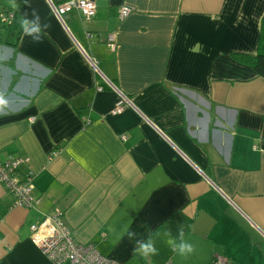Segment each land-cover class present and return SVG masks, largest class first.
<instances>
[{
  "label": "crops",
  "instance_id": "0c3cea01",
  "mask_svg": "<svg viewBox=\"0 0 264 264\" xmlns=\"http://www.w3.org/2000/svg\"><path fill=\"white\" fill-rule=\"evenodd\" d=\"M91 1L58 18L50 0H0V162L23 160L39 200L0 183V264H52L30 228L53 209L120 264H264V79L233 57L255 54L264 0ZM33 10L41 42L15 40L13 14Z\"/></svg>",
  "mask_w": 264,
  "mask_h": 264
},
{
  "label": "built area",
  "instance_id": "2783aa9c",
  "mask_svg": "<svg viewBox=\"0 0 264 264\" xmlns=\"http://www.w3.org/2000/svg\"><path fill=\"white\" fill-rule=\"evenodd\" d=\"M58 18L63 14L77 11L81 17L90 18L95 11V4L91 0H68L60 6L53 7ZM120 18H126L131 9L122 7L120 9ZM110 49L114 50V44L111 37L108 38ZM90 64L96 70V64L89 59ZM129 100L120 95L113 114H121ZM125 140V136H121ZM57 155V151L49 155V159ZM24 161L21 159H9L0 162V183L5 191L11 194L15 199V205L26 209H31L39 204V200L32 196L33 183L32 174L18 178L16 170ZM31 239L40 249L43 255L52 264H120L117 261L102 256L91 244H81L74 241L71 232L62 218V213L58 209L43 216V219L31 226Z\"/></svg>",
  "mask_w": 264,
  "mask_h": 264
},
{
  "label": "clouds",
  "instance_id": "9594fccd",
  "mask_svg": "<svg viewBox=\"0 0 264 264\" xmlns=\"http://www.w3.org/2000/svg\"><path fill=\"white\" fill-rule=\"evenodd\" d=\"M13 6H15L13 4ZM19 26L23 32V35L27 37H31L33 43H39L42 40V33L45 29H47V24H41V18L39 14L33 10L31 14V18L28 17V14L25 13L19 18ZM6 104V100L3 97H0V105ZM129 237L131 238L134 233H129ZM181 242L176 245L174 241H169V244L174 248L178 249V254L181 256H186L191 254L194 251V247L191 243L184 240L183 231L180 233ZM138 247L135 249L136 251L142 253L144 256L156 255L158 249L154 246V244L150 241L148 243H142L137 241Z\"/></svg>",
  "mask_w": 264,
  "mask_h": 264
},
{
  "label": "trees",
  "instance_id": "16d2710c",
  "mask_svg": "<svg viewBox=\"0 0 264 264\" xmlns=\"http://www.w3.org/2000/svg\"><path fill=\"white\" fill-rule=\"evenodd\" d=\"M52 4L57 7L64 4L68 0H50ZM19 18L16 13L13 14V20L8 26V30L11 31L10 34H14V30L18 33L15 35V40L19 36L21 29H17ZM17 36V37H16ZM235 61L248 66L258 77L264 79V15L261 19L259 38L257 41V48L254 55L239 54L233 56Z\"/></svg>",
  "mask_w": 264,
  "mask_h": 264
}]
</instances>
